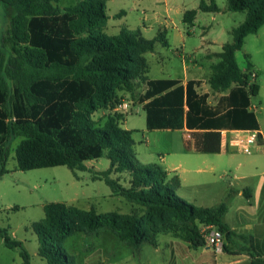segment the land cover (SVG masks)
Listing matches in <instances>:
<instances>
[{
  "label": "trees",
  "instance_id": "1",
  "mask_svg": "<svg viewBox=\"0 0 264 264\" xmlns=\"http://www.w3.org/2000/svg\"><path fill=\"white\" fill-rule=\"evenodd\" d=\"M61 0H0L10 18V28L0 44V177L7 168L11 143L18 169L67 166L72 171L88 170L86 163L107 158L110 166L94 179L104 180L113 195L138 206L129 213H100L94 207L84 210L60 202L44 206L45 218L32 229L39 241V255L47 264H76L64 249L75 233H114L118 241L140 253L154 246L157 233L184 237L192 248L207 246L203 227L213 226L227 238L248 237L237 234L223 220L227 205L212 207L190 204L178 195V174L157 163L142 164L135 151L134 130L124 128L127 113L118 109L123 103L120 91L135 96L145 82L147 90L139 96L146 112L147 129H180L186 121L195 134V149L220 152L221 130L258 127L250 98L260 86L251 82L254 73L250 55L245 58L248 72H242L236 54L245 38L264 25V0H228V10L246 12L243 23L232 31L233 39L216 54L209 79L213 90L222 96L215 108L207 105V95H199L189 81L149 80L145 55L157 43L167 45L165 32L146 39L141 31L122 28L116 35L105 32L108 0H76L61 7ZM198 10L218 12L215 0H201L199 8L188 10L183 21L193 25ZM232 105L228 112H223ZM185 107L188 109L185 110ZM99 110L111 111L96 120ZM236 123H230V118ZM188 148V146H187ZM128 173L122 183L112 174ZM0 238L9 249L20 252L23 264H31L22 241L0 227ZM252 264H264L253 245L243 247Z\"/></svg>",
  "mask_w": 264,
  "mask_h": 264
},
{
  "label": "rangeland",
  "instance_id": "2",
  "mask_svg": "<svg viewBox=\"0 0 264 264\" xmlns=\"http://www.w3.org/2000/svg\"><path fill=\"white\" fill-rule=\"evenodd\" d=\"M75 1L61 0L59 5L63 8L73 4ZM182 1L167 0L169 8L172 9L170 15L173 17L176 26L180 28L184 27L182 21L184 7L188 9L196 8V4L198 3L197 0H187L185 4ZM160 4L157 0H114L109 3L108 12L111 15L113 12L124 9L128 13L129 21L136 22L145 11L148 13V16H152V13L156 11L157 5ZM216 4L220 9L219 13L207 14L203 11L199 13L189 47H199L201 45L202 32L206 27L205 31L207 33L204 37L215 42L211 46V51L220 52L222 50L221 44L233 39V29L244 22L246 12L229 11L228 0H216ZM197 7L199 8V6ZM9 28L10 18L6 15L5 7L0 2V44H2L6 30ZM168 33L170 34L169 46L162 47L161 43L156 44L157 49L164 52L167 60L161 65L157 63V60L160 59H157L152 53L146 55L149 62L150 73L148 72V75L150 77H162L163 74L161 73L172 67L174 71L180 69L182 59L177 55V50L181 51L182 40L175 28L170 29ZM143 37L153 39L152 35L145 34ZM246 54L250 55V60L254 64L256 73L258 74V83L262 86L261 94L253 98V102L258 104L261 101L262 103L259 116L264 127V25L257 33L247 36L243 49L237 53L239 65L243 69L246 66L247 69L245 72H248V65H246L247 61L245 58ZM200 55L198 52L197 56L199 57ZM119 95L122 97L125 96V100L129 101L132 105L138 102L137 96L130 93L120 91ZM110 112L99 110L95 113L94 118L98 120L107 116ZM128 117L129 119L124 127L140 129V132L134 135L136 140L135 149L139 161L144 165L150 163L159 164V155L167 157V151L170 145H179L182 142V134L179 132L147 130L145 111L138 105L133 107V111L129 113ZM143 135L148 140L147 142H141ZM19 141L20 139H16L11 143L7 163L9 172L0 177V227L7 228L11 237L23 242L25 249L30 254L31 264H47L46 260L39 255L38 237L32 229L34 222L41 221L45 218V204L60 202L67 205H74L84 210L95 207L100 213L113 211L129 213L132 211L130 203L119 196L113 195L110 187L104 180H94V176L97 173L109 168L110 161L107 158H101L97 163L92 161L87 162L88 170L86 171L74 172L67 166L22 171L18 169L15 154V149ZM171 158H174V155ZM209 158L219 159L220 161L224 157L221 158V156L211 155ZM253 158L254 156L252 155L240 154L237 162L232 166L228 164L220 165L216 170L217 177L220 175V172H237L235 166L239 162L249 164L250 166ZM187 161L194 169L202 168L206 169L207 172L211 171L202 160L196 159V157L189 158ZM262 170H264V167L259 168L258 171L260 172ZM112 177L118 178L122 183H127L129 180L128 173H113ZM211 180L206 181L208 185L201 190L211 192L209 196L212 198L209 199L213 200L208 205L214 206L220 203L218 199L226 201L228 190L226 191L227 187H225L224 190L217 191L215 184L213 185ZM230 181L231 179L227 176L224 179H220V183L227 186ZM215 192L219 193L217 197L213 194ZM189 203L194 204L195 202L191 201ZM238 204L236 205L238 206ZM171 236L175 241L170 247L172 250L170 257H168V253L165 254V251H162L161 253H157L159 261L165 254L167 260H169V264L212 263L210 256L203 255L193 249L184 237ZM147 248L149 250L151 249L148 245ZM64 249L74 257L76 264H124L127 257L134 253L131 248L120 243L116 236L108 230H103L101 235H94L92 237L80 232L75 233L67 238L64 243ZM214 249L217 250L216 248ZM141 257V255H137L138 262H142ZM0 264H23L20 252L7 248L2 238H0ZM165 264H168V262Z\"/></svg>",
  "mask_w": 264,
  "mask_h": 264
},
{
  "label": "crops",
  "instance_id": "3",
  "mask_svg": "<svg viewBox=\"0 0 264 264\" xmlns=\"http://www.w3.org/2000/svg\"><path fill=\"white\" fill-rule=\"evenodd\" d=\"M113 1L114 0H108L107 2L108 21L105 28V32L107 34L116 35L121 31L122 28H127L129 30H135V29L137 30L138 28L141 31L142 36H145V34H147V35H152L153 36L152 38H154L160 32H165V34L167 35L166 38L168 44L164 45L161 43V45L162 47H167L170 45V41H169L170 34L168 32L170 29L175 28L177 30V34L180 36L182 40L181 51L177 50L178 53L177 55L180 56V58L182 59L180 69L178 71H174L172 67L171 69L165 70L161 73L163 74L162 77H150L147 74L149 80H161V79L176 80L179 82L178 85H183L184 87L187 86V83L189 81L197 82L196 85L194 86V89L199 95L208 96L207 105L210 108H215L218 105L220 98L222 96L230 95L232 88L237 86L234 83L231 89L225 92H217L212 89L209 82V79L213 74L212 66L219 62V58H217L216 54L220 53L222 50L220 52L211 51V46L215 42L213 40H208L204 37V35L207 33L205 31L206 27L202 32L203 35L201 37L202 40L201 45L199 47H189V45H191L190 40L193 37L192 34L194 33V29L196 28L195 22L199 16V13L202 11L198 10L193 25H188L184 23L183 21L184 14L188 10L198 9L197 6H199L201 0H197L198 3L196 4V8L188 9L184 7V10L182 11V21L184 27L182 28L176 26L173 17L170 15V11L172 9L169 8L167 0H160V1L157 0V2H160L161 4L157 5L156 11L152 13L153 15L148 16V13L145 11L144 14L140 16L136 22L129 21L127 15L128 13L124 9L113 12L110 15L108 12L109 3ZM182 2L183 4H185L187 0H183ZM219 12L220 11L205 12V13L208 14V13H219ZM224 44H221V47H223ZM198 52L199 54H201L199 57L197 56ZM151 53L157 59H160L157 60V63L161 65L167 60L165 58L164 52L159 51L157 47H155V51ZM236 57H238L237 54ZM252 65L253 67L251 70L254 73V76L251 82L258 83V74L256 73L255 66L253 63ZM239 67L242 72H245L247 69L246 66L244 69L240 65ZM259 86H260L259 93L255 97H258L261 94L262 86L260 84ZM147 88L148 87L146 83L143 82L138 87L135 94V96H137L138 98V102L135 105L140 106V108L142 109H143V104L140 103L139 96L141 94H144ZM216 95L218 96L216 97ZM124 97L122 104L125 103L127 105L126 110H124L127 113L126 121H125L126 123L129 119L128 117L129 113L133 111V107L135 105L130 104V102L125 100ZM255 97L250 98V106L248 109L249 111L255 113L258 122V127L257 128L250 126L247 128L234 127V129L221 130L220 152L197 151L195 149V134L197 132H203L204 130L188 128L186 126V121H184V125L180 129L149 130V131H165V132L176 131L182 134V142L179 145H173V144L170 145L167 151L168 152L167 157L163 155H159L160 159L158 163L166 171L170 173L178 174L181 180V187L177 190V193L183 199H185L188 202L193 201L195 202L194 205L197 206L212 207L211 205H208L213 200V199H209L212 198L209 196L211 192L201 190L202 188H205L208 185L206 184L207 183L206 181H210L212 179L211 183L213 185L215 184L217 191L224 190L225 187H227L226 191L228 190L227 193L228 197L225 199L226 201H224L223 199H218L219 200L218 202H220L219 204L224 202L227 205V210L223 215V220L237 234L248 237L250 241L247 242L246 240H243L241 238H233V237L227 238L225 236L224 247L221 250H215L212 246L208 244L207 246L204 247L193 248L196 251H199V253H202L203 255L210 256L212 261L211 264H252L253 258L247 252L240 251L241 248L250 245H253L255 247L259 256L264 257V170L260 172L258 171L259 168L264 167V127L262 126L261 119L259 116V113L262 109V103L261 101L258 104L254 103L253 98ZM253 106H255L256 108H254ZM231 108L232 105H230L229 107L227 106L223 112H228ZM118 109L119 108H117V110ZM187 109L188 108L185 107V110ZM106 111L110 112L109 110ZM229 121L230 123H236L235 121L237 120L236 118L232 117L230 118ZM126 129L136 131L133 134V137L137 132H140V129H129V128ZM146 129H147V122H146ZM244 130H258L260 132L259 146L255 149V151L252 154H250L254 156L252 162L250 163V166L249 164H243L239 162L235 166V170L237 172H220L219 173L220 175L217 177L216 170L219 168L220 165L228 164L229 166H232L234 163L237 162L238 156L240 154H243L235 146L231 144V141L237 131H244ZM147 141L148 140L145 139L143 135V137L141 138V142L144 143ZM172 155H174V158H171ZM211 155L221 156V158L224 157L223 160H220L222 163L220 164L219 159L209 158L211 157ZM194 157H196V159L202 160L204 164H206V167H209L211 171L207 172L206 169H202V168L194 169L193 167H191V164L187 161V159L189 158L191 159ZM92 162L97 163L98 160H92ZM226 176L231 179L228 186L220 183V179H224V177ZM213 194L215 195V197L219 195V193L217 192ZM237 203H239L238 206L236 205ZM130 205L132 206L131 210H133V208L138 210V206L132 204ZM102 231L94 235H101ZM111 233L114 234L113 232ZM94 235H87V236L92 237ZM153 241L155 244L154 246L148 245L151 247L150 250L149 248H147V245L141 249L140 253H136L133 250L134 253L127 257V260L125 261L124 264H161L162 262L163 264H165L166 262H168L169 264V260H167L165 254L168 253V257H170V254L172 252L170 247L172 246V243L175 241V239L170 234L157 233L153 236ZM162 251H165V254L163 258H160L159 261V259L157 258V253H161ZM137 255L142 256L141 257L142 262L140 261L138 262Z\"/></svg>",
  "mask_w": 264,
  "mask_h": 264
},
{
  "label": "built area",
  "instance_id": "4",
  "mask_svg": "<svg viewBox=\"0 0 264 264\" xmlns=\"http://www.w3.org/2000/svg\"><path fill=\"white\" fill-rule=\"evenodd\" d=\"M126 107L127 105L124 103L119 106V109L126 110ZM253 107L256 108L255 106ZM259 138L260 132L258 130L237 131L232 138L231 144L243 154L250 155L259 146ZM202 233L208 245L217 250H221L224 247L225 235L216 227L205 226Z\"/></svg>",
  "mask_w": 264,
  "mask_h": 264
}]
</instances>
